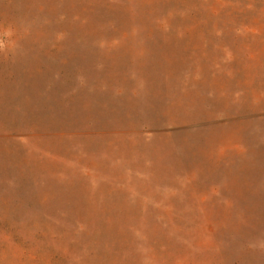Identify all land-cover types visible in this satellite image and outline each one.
Wrapping results in <instances>:
<instances>
[{
	"label": "rangeland",
	"instance_id": "1",
	"mask_svg": "<svg viewBox=\"0 0 264 264\" xmlns=\"http://www.w3.org/2000/svg\"><path fill=\"white\" fill-rule=\"evenodd\" d=\"M0 264H264V0H0Z\"/></svg>",
	"mask_w": 264,
	"mask_h": 264
}]
</instances>
